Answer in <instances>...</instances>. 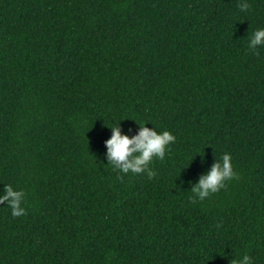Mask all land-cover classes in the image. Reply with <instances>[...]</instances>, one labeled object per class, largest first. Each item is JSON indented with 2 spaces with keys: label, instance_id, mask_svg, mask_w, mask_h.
<instances>
[{
  "label": "trees",
  "instance_id": "trees-1",
  "mask_svg": "<svg viewBox=\"0 0 264 264\" xmlns=\"http://www.w3.org/2000/svg\"><path fill=\"white\" fill-rule=\"evenodd\" d=\"M248 3L245 11L240 3ZM264 0H0V264H264ZM176 139L146 172L112 124ZM229 152L236 177L191 186Z\"/></svg>",
  "mask_w": 264,
  "mask_h": 264
},
{
  "label": "clouds",
  "instance_id": "clouds-1",
  "mask_svg": "<svg viewBox=\"0 0 264 264\" xmlns=\"http://www.w3.org/2000/svg\"><path fill=\"white\" fill-rule=\"evenodd\" d=\"M248 7L246 2L239 4L241 11L247 10ZM247 43L248 47L253 50L256 49L257 45H264V27L255 28ZM145 122L139 123L138 132L131 137L122 134L118 124L110 126L111 135L105 140L108 157L106 164H111L114 169H118L121 173L146 172L149 178L154 175L153 170L148 167L150 161L153 157L163 160L169 144L175 141L176 136L167 128L158 131L153 126H146ZM236 176L231 154L225 151L191 186V192L194 196H190L189 199H203L223 187L226 180ZM23 198V189H16L11 184L3 185L0 202L7 203L12 216L24 214ZM231 264H251V259L247 254H243L238 258H232Z\"/></svg>",
  "mask_w": 264,
  "mask_h": 264
}]
</instances>
